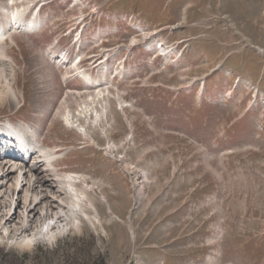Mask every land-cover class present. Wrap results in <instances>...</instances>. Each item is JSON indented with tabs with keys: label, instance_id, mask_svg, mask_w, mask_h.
<instances>
[{
	"label": "rangeland",
	"instance_id": "obj_1",
	"mask_svg": "<svg viewBox=\"0 0 264 264\" xmlns=\"http://www.w3.org/2000/svg\"><path fill=\"white\" fill-rule=\"evenodd\" d=\"M81 1L17 0L28 21L43 5L44 27L16 34L15 48L7 42L18 102L0 107V126L26 122L18 128L57 160L44 172L52 190L64 195L55 182L80 175L77 189L100 223L79 214L80 224L68 219L79 229L26 248L18 241L28 224L18 217L11 237L0 230V264H264V0ZM7 4L0 0L1 25ZM94 6L100 17H91ZM75 27L86 33L79 43L67 35ZM161 44L176 48L170 60L155 58ZM76 47L109 55L106 66L81 65L105 82L89 112L80 109L91 99L84 81L64 82L66 70L50 67L52 49L69 57ZM68 96L83 116L72 127L58 117ZM35 217L28 233L45 227Z\"/></svg>",
	"mask_w": 264,
	"mask_h": 264
},
{
	"label": "bare ground",
	"instance_id": "obj_2",
	"mask_svg": "<svg viewBox=\"0 0 264 264\" xmlns=\"http://www.w3.org/2000/svg\"><path fill=\"white\" fill-rule=\"evenodd\" d=\"M77 1L79 2V0ZM29 10V7L24 8L23 10H19L17 8V0H8L7 7L3 10L2 13L3 16L6 17V19L4 24H0V107L8 103L14 105V103L18 102V96L16 94L17 91L15 90L14 86L15 83H13L14 81H16L15 66L17 67V65H14V60L8 52L7 42L9 41L11 44L15 45L17 44V42L12 41V38L14 39L16 36L22 34H33L39 29L42 30V28L44 27V24L39 17L40 10L30 18H34V20H26L27 14L30 13ZM24 17H26V19H24ZM84 20L85 19H83V22ZM40 30L35 33L40 32ZM138 30L144 32L146 35V31L142 30V28H139ZM156 35V33L153 34V36ZM77 38L78 39L76 41L77 43H79L80 35H78ZM143 39H145V37ZM2 45L5 47H3ZM137 45L144 44L139 43L137 39H133L131 46L133 47ZM163 46L164 45L161 44L160 48L156 47L155 51L160 52L162 57L170 60L175 54L176 48ZM162 48L166 49V53L162 50ZM169 52L171 54L170 58L166 56L169 55ZM261 52L264 53L263 50ZM53 53H56L55 58L57 57V59L52 58ZM57 53L59 52H53V49L48 53L51 64L53 65L50 66V64L48 63L49 66L52 68L56 67L58 69L64 68L66 70V73H68V75L66 76L65 80L63 79L64 82H67V80L71 77L76 78L78 77L77 75H80L79 78L82 79L87 86L86 93H89V97H91V99L86 102L85 106L80 107V109L86 112L93 110L100 98L99 95H101L100 93H96L98 92V90L96 89L100 88L102 84H105V82H95L93 77L88 74L91 72V70H89V72L87 70L81 72V69L84 68L80 63L75 61L70 63L67 54ZM112 58H116V55H113ZM107 61L103 62L102 64L106 66ZM67 64H69V67L67 66ZM46 68L49 69V74L53 76V71H51L48 66H46ZM102 69L104 68H100V70ZM71 71L78 74L74 75L75 73L73 74ZM66 73L63 75V77L66 75ZM239 82H241V79L239 80ZM99 84H101V86H99ZM103 90L105 94L107 88ZM78 97L82 98L80 95H78ZM253 97L258 99V95L256 92L253 94ZM72 98L73 97L70 98L69 96L65 98L61 103L60 110L58 112V117L61 118L63 122L65 121L67 123L66 125L70 127L79 122V119L83 117L80 116V114H82V111L74 113V111L72 110ZM257 99L255 102L254 100L250 102L251 109L254 108L255 104L257 105ZM25 127L27 128L28 126L25 125ZM3 128H0V150L5 149L9 151V146H15V148H18L17 151L15 150V148L13 149V151L15 152L14 157H12V159H7V161L0 166V190H2L1 197L3 198V201H0V230L6 238L11 237L9 229L12 223H14L16 219H18V217L19 221L23 220L24 224H28V228L23 227L21 230H19L22 235L24 234V237L20 241H18L22 242L24 244L23 246L26 248L31 247L39 241L54 243L55 241H57V237L51 235V233L55 230L58 231L59 235H61L71 228L76 230L79 229V225H77L76 223H73L70 228L68 224V219L71 217H75L77 219V223L80 224L81 219L78 217L79 214L85 215L86 219L91 221L93 224L97 222L100 223L99 216H94L93 218L89 213L90 207H93L92 204H84L89 199L88 195L79 193L77 189L79 180L81 181L80 184H82L80 175H69L66 177V179H58L55 183L60 184V188L65 194H55V191L52 190L53 185L48 180L46 175H44V172H50L49 169H51L52 172L56 171V168L53 167V163L55 162L56 164L57 162L56 158L52 156V153L45 151L43 148L41 149L36 147L35 143H37V141L35 139L34 142H31L29 140V138L26 136V129L22 130L21 128L14 127V125H12L10 121L7 125H4ZM28 130L31 133L32 131H34V128L29 127ZM85 131L86 130H83V135L85 134ZM37 136L38 132L36 131L35 134L31 137L37 138ZM3 143L6 146H2ZM18 144H20L21 147H19ZM110 147L111 146H109L108 150H113V148L110 149ZM18 151H20V153ZM30 154L32 158L27 163V159ZM19 157L21 159H19ZM16 173V178H13ZM78 176H80V179H78ZM9 185L11 188H14L15 192L19 194L23 193V195L19 196V194H16L15 196H18V199L10 197ZM63 196H65V198H63ZM138 196L139 198L143 199L144 193L140 192L138 193ZM67 199L72 201V203L68 206H66L68 204ZM7 201L9 206L7 204ZM36 213H38L37 218L35 217ZM26 214L27 218L25 217ZM34 217L38 222H42L45 227L40 228L37 232H34L33 230L31 233H28V229L31 228L32 225H35V221L32 220V218Z\"/></svg>",
	"mask_w": 264,
	"mask_h": 264
}]
</instances>
